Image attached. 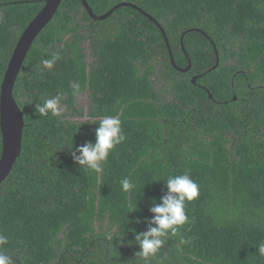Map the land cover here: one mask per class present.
I'll use <instances>...</instances> for the list:
<instances>
[{
	"label": "trees",
	"instance_id": "trees-1",
	"mask_svg": "<svg viewBox=\"0 0 264 264\" xmlns=\"http://www.w3.org/2000/svg\"><path fill=\"white\" fill-rule=\"evenodd\" d=\"M86 1L95 15L131 3L153 17L178 69L137 9L95 20L81 0L60 1L13 85L24 126L0 182L5 254L12 264H264V0ZM43 5L0 0V84ZM58 94V114L41 116L35 106ZM109 116L125 140L99 175L86 172L68 149L94 142ZM183 174L200 191L187 222L147 261L135 256L133 229L155 227L153 201Z\"/></svg>",
	"mask_w": 264,
	"mask_h": 264
},
{
	"label": "clouds",
	"instance_id": "clouds-1",
	"mask_svg": "<svg viewBox=\"0 0 264 264\" xmlns=\"http://www.w3.org/2000/svg\"><path fill=\"white\" fill-rule=\"evenodd\" d=\"M61 99L62 97L58 94L43 100L35 108L41 116H47L49 113L56 115ZM97 125L98 127L94 130V142L75 148L73 146L68 150L79 168L99 175L103 170L102 165L108 161L110 153L125 140V136L122 132L121 121L117 118L104 117L98 121ZM166 185L167 195L162 197L159 203L154 200V206L150 209L154 215L151 223L155 227H150L144 233H138L134 229L132 231L135 235V243L140 249L135 256L145 261L160 250L169 233L175 234L177 229L187 222L185 204L194 201L200 195L198 184L188 174L170 176L166 180ZM120 186L124 193L132 194L137 190L136 184L128 178H123ZM7 244L8 238L0 234V264H12L11 257L5 254L4 246ZM256 250L258 255L264 258V242L260 243Z\"/></svg>",
	"mask_w": 264,
	"mask_h": 264
},
{
	"label": "water",
	"instance_id": "water-1",
	"mask_svg": "<svg viewBox=\"0 0 264 264\" xmlns=\"http://www.w3.org/2000/svg\"><path fill=\"white\" fill-rule=\"evenodd\" d=\"M39 1L43 2L44 5L41 8V10L37 13V15L32 19V21L27 25V27L24 29V31L21 33L20 37L18 38L15 47L12 51V54L10 56V59L7 63V67L4 72L2 82L0 84V131H1V142H2L1 154H0V182H2L10 172L13 163L15 162L16 158L20 155V149H21V139H22V130H23L24 122H23V113L21 112L18 104L16 103L12 95L14 82L16 80L17 74L24 60V57L28 49L30 48L33 40L41 31V29L52 18L61 0H39ZM81 2L85 6L89 15L95 20H103L107 18L114 10H116L118 7L122 5L131 6L137 9L143 15L147 16L153 23L158 25V27L161 29L162 35L169 50V57L171 63L172 65L175 66L172 53L169 49V44L164 31L162 30L160 24H158L157 21L153 17L148 15L146 12H144L140 8H137L135 5H132L131 3H121L116 5L115 7H113L111 10L107 11L103 15H95L92 12L91 7L88 5L86 0H81ZM188 31L189 30H186L184 33ZM184 33H182L181 35V45L183 50L184 48H183L182 38ZM217 64H218V55L216 53L215 66ZM189 67H190V63L188 67L183 71H186Z\"/></svg>",
	"mask_w": 264,
	"mask_h": 264
},
{
	"label": "flooded vegetation",
	"instance_id": "flooded-vegetation-1",
	"mask_svg": "<svg viewBox=\"0 0 264 264\" xmlns=\"http://www.w3.org/2000/svg\"><path fill=\"white\" fill-rule=\"evenodd\" d=\"M81 99H82V100H86V97H82Z\"/></svg>",
	"mask_w": 264,
	"mask_h": 264
},
{
	"label": "rangeland",
	"instance_id": "rangeland-1",
	"mask_svg": "<svg viewBox=\"0 0 264 264\" xmlns=\"http://www.w3.org/2000/svg\"><path fill=\"white\" fill-rule=\"evenodd\" d=\"M80 98V97H79Z\"/></svg>",
	"mask_w": 264,
	"mask_h": 264
}]
</instances>
